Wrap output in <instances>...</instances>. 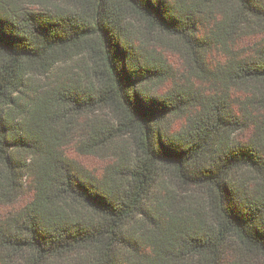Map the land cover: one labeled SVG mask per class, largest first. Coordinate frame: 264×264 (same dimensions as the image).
<instances>
[{
  "label": "trees",
  "instance_id": "obj_1",
  "mask_svg": "<svg viewBox=\"0 0 264 264\" xmlns=\"http://www.w3.org/2000/svg\"><path fill=\"white\" fill-rule=\"evenodd\" d=\"M202 14L212 24H201ZM253 19L264 20V0H74L45 11L0 3V206L18 197L24 175L32 182L31 198L0 222V264H250L253 254L264 261V184L241 175L264 180V124L246 110L261 134L240 142L234 135L246 123L226 90L175 82L152 94L145 84L172 74L133 26L176 37L196 75L246 86L249 108L252 95L264 101V45L232 52L213 72L203 53L211 40L235 43ZM204 26L209 34L200 33ZM75 56L84 58L77 76L18 100L28 75H48ZM97 110L110 125L97 122ZM83 115L67 131L85 132L83 153L118 146L100 174L56 148L53 130ZM182 115L176 131L163 126ZM176 184L184 194L164 197ZM138 217L151 227L144 249L126 233ZM229 252L239 260L229 262Z\"/></svg>",
  "mask_w": 264,
  "mask_h": 264
},
{
  "label": "rangeland",
  "instance_id": "obj_2",
  "mask_svg": "<svg viewBox=\"0 0 264 264\" xmlns=\"http://www.w3.org/2000/svg\"><path fill=\"white\" fill-rule=\"evenodd\" d=\"M0 3L3 6L25 8L28 10L42 11V10H53L56 7H69L74 5V0H0ZM201 24H212L211 21L207 20L206 14L200 15ZM245 24H251V27H245L239 33L238 40L234 43L231 41L222 45L215 40L209 42V46L206 47L204 54V65L207 66L210 72H213L216 68L221 67L231 56V53L235 54H246L252 52L256 47L264 45V20H250ZM134 30L137 31V36L139 40L150 48L154 49L156 53H159L163 58L165 63L169 66L171 71V77L165 79L164 81L149 82L145 84L149 88L152 94H161L169 90L175 82L178 84H188L192 82L193 88L202 89L206 94H215L219 93L222 90H226L229 94L232 103H234V112L235 114L244 120L246 126L242 127L234 135V139L240 142H246L249 139L257 137L260 135V131L257 129V125L254 123L253 118L247 117V111L250 110L252 115L255 116L256 122L258 124H264V101L260 97L261 95H252L253 101L249 102V108H246L245 100L248 97V89L246 86L234 87L229 82H222L220 78H214L210 74L203 76L196 75L193 69H196L195 62L190 57L189 52L183 49L181 42L172 36H166L163 33H160L156 30H150L143 22H138V24H133ZM137 26V28H136ZM133 29V27H132ZM201 34H209L205 26L200 30ZM209 41V40H208ZM84 58L82 56L72 57L65 62L58 63L48 75H40L38 73H32L27 76L26 83L27 86L22 88V92L19 94V101L25 103L28 100L34 99L36 96L40 95L39 90L43 87L44 83L50 85L56 84L60 81H69L72 76H77L79 73V64L83 63ZM223 83V84H222ZM27 94V96H26ZM251 95V94H250ZM186 115L182 116H169L163 123V126L168 129V131H176L181 127L185 121ZM85 116H81L76 119L69 117L66 119V127L64 124L57 126L53 133L58 137V146L56 148L61 150L63 155L71 159L77 166L84 168L94 174H100L103 168L109 164L112 160V155H115L118 152V146L116 145H106L104 147L95 148L91 153H83L79 148L80 144L85 140L84 133H79L77 128H74L71 133L69 132V121H80L85 120ZM94 118L97 122L101 124L110 125V119L106 111L97 110L94 113ZM259 120V121H258ZM97 123V124H99ZM66 135V136H65ZM124 150L125 146L122 145ZM121 150V147H119ZM27 162H33V157L27 159ZM244 174H241L243 178H247L251 181L253 187H259V184H264V180L259 178V175L243 170ZM22 182V188L18 191V197L6 205L0 206V222L4 221L7 217L17 213L24 204L31 198L32 195V182L31 179L24 175L20 180ZM161 180L158 181V186L161 184ZM158 186L151 192V196L160 194L158 191ZM169 190L163 193V196L169 195H178L184 194L185 188H182L180 184H176L175 187H168ZM167 193V194H166ZM162 195V194H161ZM153 198V197H152ZM135 222H132L126 233L130 234V237H135L136 240L140 241V246L144 249V242L142 239H145L150 228L149 223L143 217L140 219L138 217ZM135 232V235H134ZM127 234L125 236H127ZM230 251V250H228ZM229 255V262L232 260H239L238 256ZM241 258V257H240ZM250 264H264V261L257 255H249ZM50 264H60L59 262H54Z\"/></svg>",
  "mask_w": 264,
  "mask_h": 264
}]
</instances>
